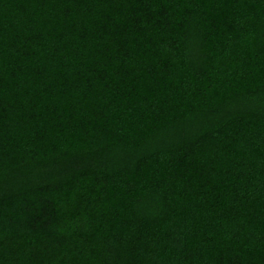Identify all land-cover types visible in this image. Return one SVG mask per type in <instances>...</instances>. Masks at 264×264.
Instances as JSON below:
<instances>
[{"label": "trees", "instance_id": "16d2710c", "mask_svg": "<svg viewBox=\"0 0 264 264\" xmlns=\"http://www.w3.org/2000/svg\"><path fill=\"white\" fill-rule=\"evenodd\" d=\"M0 264H264V0H0Z\"/></svg>", "mask_w": 264, "mask_h": 264}]
</instances>
